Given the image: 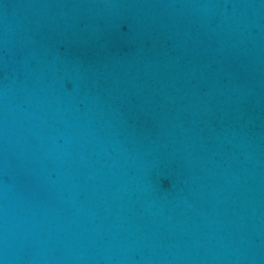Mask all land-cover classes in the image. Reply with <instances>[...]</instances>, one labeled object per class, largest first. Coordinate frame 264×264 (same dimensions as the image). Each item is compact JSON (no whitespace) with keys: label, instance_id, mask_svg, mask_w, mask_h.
Listing matches in <instances>:
<instances>
[{"label":"water","instance_id":"1","mask_svg":"<svg viewBox=\"0 0 264 264\" xmlns=\"http://www.w3.org/2000/svg\"><path fill=\"white\" fill-rule=\"evenodd\" d=\"M0 264H264V0H0Z\"/></svg>","mask_w":264,"mask_h":264}]
</instances>
